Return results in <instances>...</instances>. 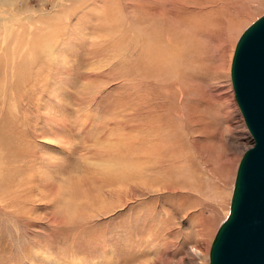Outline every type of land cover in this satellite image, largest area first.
<instances>
[{
    "label": "rangeland",
    "instance_id": "obj_1",
    "mask_svg": "<svg viewBox=\"0 0 264 264\" xmlns=\"http://www.w3.org/2000/svg\"><path fill=\"white\" fill-rule=\"evenodd\" d=\"M262 14L0 0V264H208L253 144L231 59Z\"/></svg>",
    "mask_w": 264,
    "mask_h": 264
},
{
    "label": "water",
    "instance_id": "obj_2",
    "mask_svg": "<svg viewBox=\"0 0 264 264\" xmlns=\"http://www.w3.org/2000/svg\"><path fill=\"white\" fill-rule=\"evenodd\" d=\"M230 79L253 144L240 158L229 212L213 237L208 264H264V14L239 36Z\"/></svg>",
    "mask_w": 264,
    "mask_h": 264
},
{
    "label": "bare ground",
    "instance_id": "obj_3",
    "mask_svg": "<svg viewBox=\"0 0 264 264\" xmlns=\"http://www.w3.org/2000/svg\"><path fill=\"white\" fill-rule=\"evenodd\" d=\"M230 62V61H229ZM230 67V66H229Z\"/></svg>",
    "mask_w": 264,
    "mask_h": 264
}]
</instances>
